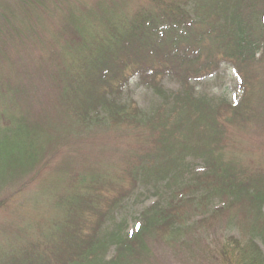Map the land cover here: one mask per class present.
Returning <instances> with one entry per match:
<instances>
[{
  "label": "trees",
  "instance_id": "16d2710c",
  "mask_svg": "<svg viewBox=\"0 0 264 264\" xmlns=\"http://www.w3.org/2000/svg\"><path fill=\"white\" fill-rule=\"evenodd\" d=\"M1 1L0 38L18 36L23 45L26 37L38 34L29 18V9L40 7L36 0H14L13 5L11 0ZM142 6L146 12L135 18L137 28L123 35L96 64L93 81L112 95L86 89L83 100L75 105L78 127L85 132L95 131L98 123L106 120L116 126L136 122L140 108L119 100L129 77L121 87L113 83L130 65L133 73L140 72L163 97L146 117L152 131L148 141L153 138L155 147L148 154L139 153L138 161L148 158L150 164L145 167L153 174L150 176H167L166 185H172L170 173L189 163L190 157L203 158L205 172H196L191 180L171 190L166 204L155 200L140 213L134 229L125 234L117 229L103 235L100 230L132 189H120L113 197L86 192L63 214L55 242L23 244L20 253L0 264H85L104 254L109 242H114L116 253L108 259L102 257L98 264H153V242H166L178 252L181 249L179 259L185 264H264L259 242L264 244V165H245L227 159L226 154L228 140L253 134L254 126L264 133V0H147ZM57 26L65 38L70 33L72 46L82 41L81 21L73 14ZM45 58L48 68L53 56ZM223 61L233 64L241 78L243 93L236 102L195 92L191 83L193 78L217 72ZM167 75L180 78L184 89L167 92L161 88L159 76ZM49 79L61 82L51 73ZM185 117L190 122L196 119L192 146L177 143L183 127L177 126L176 119ZM156 126L159 131H155ZM253 146L264 157V140H257ZM126 170L132 179L138 178L129 165ZM100 198L109 207H103V202L96 205ZM223 224L238 226L240 235L224 236Z\"/></svg>",
  "mask_w": 264,
  "mask_h": 264
},
{
  "label": "rangeland",
  "instance_id": "374dc122",
  "mask_svg": "<svg viewBox=\"0 0 264 264\" xmlns=\"http://www.w3.org/2000/svg\"><path fill=\"white\" fill-rule=\"evenodd\" d=\"M35 3L40 7L29 9V18L33 19V30L38 34L26 37L23 45L18 36L0 38V262H9L11 255L20 253L23 244L55 242L63 214L68 212L71 202L81 200L86 192L90 195L99 191L104 192L103 196L113 197L120 189H132L100 230L103 235L117 229L125 234L134 229L140 213L155 200L161 199L166 204L171 190L191 180L196 172H205L204 159L190 157L189 163L170 173L172 185H166L167 176H150L153 174L145 167H149L148 158L138 161L139 153L148 154L155 147L153 138L148 141L152 131L146 117L163 97L140 72L133 73L130 65L121 70L113 83L121 87L124 78L129 77L121 87L119 100L140 108L136 122L116 126L106 120L99 122L95 131L85 132L78 127L75 105L83 100L86 89L112 95L108 88L93 81L94 72L98 71L96 64L123 35L137 28L135 18L146 12L142 5L147 0H36ZM69 14L81 21L83 36L77 46H72L70 33L65 38L57 26ZM25 23L27 27L31 25L27 19ZM1 27L0 13L2 30ZM50 55L53 62L47 68L44 56ZM50 73L61 82L48 81ZM158 82L167 92L184 89L182 80L172 75L159 76ZM240 82L228 61H223L217 72L191 80L195 92L232 102L242 96ZM176 124L183 127L177 143L192 146L195 143L192 135L197 131L195 117L191 122L186 117L177 118ZM155 128L159 131L158 126ZM251 133L258 141L264 140L261 127L254 126ZM251 135L228 140L227 159L263 166L264 157L254 149L257 140ZM128 165L133 176L138 175L136 180L128 174ZM104 201L100 198L96 205L103 202V207H109ZM233 226L223 224L224 236L240 235L239 227ZM152 246L153 264H185L179 259L181 249L178 252L166 242H153ZM115 253L114 242H109L104 254L85 264H98L102 257L108 259Z\"/></svg>",
  "mask_w": 264,
  "mask_h": 264
}]
</instances>
